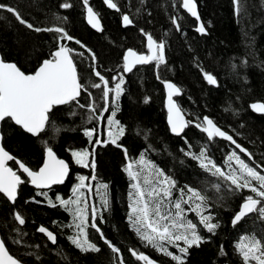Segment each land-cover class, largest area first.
<instances>
[{"label": "snow or ice", "instance_id": "snow-or-ice-1", "mask_svg": "<svg viewBox=\"0 0 264 264\" xmlns=\"http://www.w3.org/2000/svg\"><path fill=\"white\" fill-rule=\"evenodd\" d=\"M159 2L137 0L134 4L133 0L123 3L102 0L107 9L119 14L122 27L137 30L143 46H127L112 66L105 65L92 48L70 34L67 24L69 15L75 11V0H61L47 24L26 18L18 5L0 3V12L10 14L34 34H51L53 41L47 56L30 72L0 51V200L10 205L4 228L0 229V264H70L59 246L60 233H65L67 241L81 254L98 255L106 247L110 252L109 264H159L135 247L122 250L103 230L112 212L113 197L110 183L97 172V156L99 149L109 146L122 151V172L129 181L124 222L144 248L169 258L170 264H189L191 250L218 238L225 227L222 213L231 211L233 238L228 247L225 243L219 244L215 264H264V154L257 159L238 142L245 134L241 130L246 124L239 123L238 128L229 124L225 129L209 115L186 111L181 103L184 89L171 79L162 78L163 72L173 71L168 59L172 33L154 34V30L140 23L141 20L145 25L153 23L156 12L153 4ZM79 3L87 25L104 33L102 16L93 0H79ZM233 3L237 15L243 18L247 12L244 0H233ZM161 8L169 12L170 28L175 33L186 35L181 23L183 10L199 22L194 29L196 33L211 34L201 18L197 0H168ZM4 19L7 17L0 16V20ZM188 47L203 80L219 89L218 75L202 67L196 50L191 45ZM248 55L256 57L254 50ZM149 66L166 90L169 131L182 141L177 150L183 157L179 163L183 166L188 162L195 168V174L200 177L196 183L181 182L174 171L152 159L153 153L166 152L173 159L176 155L166 147L162 151L155 147L151 129L136 128V134L142 136L146 145L137 155L130 154L123 143L128 126L119 115L123 111L122 99L130 92L132 76ZM259 66L264 68V61ZM229 67L234 77L247 83V76L242 73L251 67L248 59L230 62ZM137 78L143 83L142 77ZM151 99L145 96L143 102L147 104ZM187 99L196 103L191 96ZM249 108L264 116V103H252ZM224 111L239 114L231 104ZM65 118L80 121L77 127L87 144L65 148L69 159L61 158L50 142L55 139L50 135L53 130L62 131L57 121ZM9 124L40 140L43 145L40 166L33 168L8 149ZM191 128L201 134V143H194L187 135L186 130ZM217 151L222 152L220 157H216ZM73 164L90 171L86 175L75 174L70 194L65 197L57 186L69 181ZM29 185L34 194L25 198L24 189ZM235 199L240 202L235 209H230ZM42 204L67 214V222L51 220L58 231L44 224L36 225L21 211L23 206ZM28 226H35V233L30 234ZM36 233L41 234L38 242H30ZM126 253L130 254L128 260Z\"/></svg>", "mask_w": 264, "mask_h": 264}, {"label": "trees", "instance_id": "trees-1", "mask_svg": "<svg viewBox=\"0 0 264 264\" xmlns=\"http://www.w3.org/2000/svg\"><path fill=\"white\" fill-rule=\"evenodd\" d=\"M60 2L61 0H0V3L18 5L26 18L44 21L46 24L50 23L52 12L58 9ZM93 2L101 13L105 32H97L87 25L81 15L82 8L79 0H75L76 8L69 15L67 24L70 34L92 48L100 61L107 66L114 65L121 58L127 46L143 47L136 29L122 27L119 14L107 9L102 0H93ZM136 2L137 0H133L134 4ZM167 2L168 0H160L159 3L153 4L156 12L152 24L145 25L143 20L140 21L141 25L148 30H154V34H162L164 31L172 33L169 37L171 46L168 48V59L173 71L163 72L162 78L171 79L184 89L185 97L181 103L186 111L209 115L225 129L229 124L233 128H238L239 123L246 124V128L241 130L245 134L238 138V142L259 159L261 154H264V143H261L264 141V116L252 112L249 105L256 101L264 102V68L259 66L260 61H264V0H244L247 12L243 18L237 15L233 0H197L201 18L209 27L211 33L209 36L196 33L194 29L198 26V22L195 18L186 15L183 10L180 13L184 16L181 23L186 35L175 33L174 29L170 28L169 12L161 8V5ZM61 13L67 14L64 10H61ZM0 16L7 17V19L0 20L1 51L8 59L21 65L24 70L32 71L41 58L47 56L52 47L51 34H34L19 25L6 12H0ZM189 45L200 56L201 66L218 75L221 82L219 89L208 85L203 80L193 64ZM70 46H72L71 43ZM253 50L256 53L255 58L248 55ZM243 59H248L251 65L246 72L242 73L247 76V83L241 78L234 77L229 67L230 62L239 63ZM150 68L151 66L142 70L137 76H132L133 83L130 92L122 99L123 111L119 115L122 117V123L128 126V133L123 143L129 148L130 154L137 155L146 145L142 136L136 134V128L151 129L155 147L161 151L166 147L168 151L176 155V159H173L168 157L166 152L153 153L152 159L161 167L174 171L181 182L196 183L200 177L195 174V168L189 166L188 162L183 166L179 163V159L183 157L177 150L182 146V141L169 131L165 109V89L163 84L155 79ZM138 76L142 77L143 83L137 78ZM145 96L152 98L147 104L143 102ZM188 96H191L196 103L192 104L187 99ZM229 104L238 110V115H233L231 111H224ZM79 123L78 119L73 122L71 118H65L63 121H57V126L61 127L62 131L56 133L53 130L50 133L55 138L50 142L54 143L60 157L69 159V153L65 151L67 147L87 146L86 137L77 127ZM186 132L194 143H201L199 139L201 134L198 130L191 128ZM7 137V147L14 155L33 168L40 166L43 159V145L39 139L24 134L18 127H13L11 124L7 128ZM98 152L97 172L104 181L110 183L113 197L112 212L107 216L108 223L103 225L105 234L121 246L122 250L135 247L156 259L159 264H170L169 258L163 257L155 250L144 248L125 225L129 181L126 174L122 172L124 164L122 151L109 146L107 149H99ZM215 155L220 157L222 152L217 151ZM10 165H13V162H10ZM89 171L73 164L69 181L57 186L61 194L65 197L70 194L76 173L86 175ZM31 194L34 193L29 185L24 189V196L27 198ZM239 202V199H235L230 204V209H235ZM9 208L10 205L0 200V229L4 228ZM21 211L30 218V221H35L36 225L44 224L54 231L58 229L51 225V220L60 222L68 220L67 214L62 210L52 209L43 204L23 206ZM222 215L225 227L219 237L213 238L211 244L192 249L188 257L189 264H215L219 244L225 243L228 247L229 241L233 238L229 222L232 212L225 211ZM28 231L30 234L35 233V226H28ZM40 235L38 233L33 235L30 242H38ZM58 239L59 246L68 256L70 264H109L110 252L106 247L98 255L81 254L67 241L65 233H60ZM12 250L20 255L15 247ZM129 255L126 253V260L129 259Z\"/></svg>", "mask_w": 264, "mask_h": 264}, {"label": "water", "instance_id": "water-1", "mask_svg": "<svg viewBox=\"0 0 264 264\" xmlns=\"http://www.w3.org/2000/svg\"><path fill=\"white\" fill-rule=\"evenodd\" d=\"M199 23V22H198ZM1 51V50H0ZM173 81V80H172ZM174 82V81H173ZM165 89V88H164ZM165 94H166V90H165ZM165 102H166V97H165ZM257 102H260V103H264V102H262V101H256V102H253V103H257ZM61 158H63V157H61ZM65 159V158H64ZM10 163V162H9ZM11 166V165H10Z\"/></svg>", "mask_w": 264, "mask_h": 264}, {"label": "bare ground", "instance_id": "bare-ground-1", "mask_svg": "<svg viewBox=\"0 0 264 264\" xmlns=\"http://www.w3.org/2000/svg\"><path fill=\"white\" fill-rule=\"evenodd\" d=\"M1 50V49H0Z\"/></svg>", "mask_w": 264, "mask_h": 264}]
</instances>
